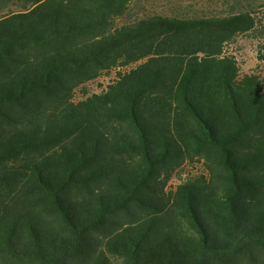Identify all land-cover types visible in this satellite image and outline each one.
<instances>
[{
	"label": "trees",
	"instance_id": "trees-1",
	"mask_svg": "<svg viewBox=\"0 0 264 264\" xmlns=\"http://www.w3.org/2000/svg\"><path fill=\"white\" fill-rule=\"evenodd\" d=\"M262 16L0 0V264H264Z\"/></svg>",
	"mask_w": 264,
	"mask_h": 264
},
{
	"label": "rangeland",
	"instance_id": "rangeland-1",
	"mask_svg": "<svg viewBox=\"0 0 264 264\" xmlns=\"http://www.w3.org/2000/svg\"><path fill=\"white\" fill-rule=\"evenodd\" d=\"M203 0H140V2L147 6L152 7L158 11L171 12L174 9L181 7H187L188 5H195L196 8ZM200 2L199 4H195ZM264 19V16H262ZM264 22V20H263ZM264 43V37H250L246 35L238 36L234 39L233 43L227 47V50L232 52L238 60L240 61L242 72L247 73L254 71L258 67V60L256 59L257 50L259 44ZM113 74L105 75L95 82L88 83L87 88L89 91L94 92L100 90L104 85H106Z\"/></svg>",
	"mask_w": 264,
	"mask_h": 264
}]
</instances>
